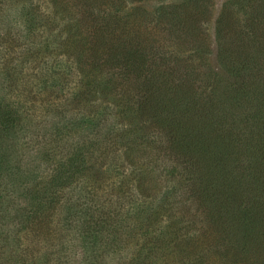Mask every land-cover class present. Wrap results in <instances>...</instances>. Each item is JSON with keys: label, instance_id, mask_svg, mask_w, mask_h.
Returning <instances> with one entry per match:
<instances>
[{"label": "rangeland", "instance_id": "rangeland-1", "mask_svg": "<svg viewBox=\"0 0 264 264\" xmlns=\"http://www.w3.org/2000/svg\"><path fill=\"white\" fill-rule=\"evenodd\" d=\"M162 2L164 21L142 17L151 11L159 18L154 12ZM261 2L132 0L116 14L130 17L127 26L140 35L148 32L155 62L200 85L199 95L215 76L210 65H221L217 22L244 29ZM38 4L44 1L0 0V264H223L210 252L215 244L197 236L186 204L191 198L167 173L168 153L125 125L113 95L125 87L127 69H114L112 89L100 73L99 86L86 89L81 77L91 85L99 78L80 74L61 25L36 16ZM178 11L193 14L195 34L180 31ZM6 113L9 130L2 126ZM87 206L117 229L98 220L95 240L82 225Z\"/></svg>", "mask_w": 264, "mask_h": 264}, {"label": "trees", "instance_id": "trees-1", "mask_svg": "<svg viewBox=\"0 0 264 264\" xmlns=\"http://www.w3.org/2000/svg\"><path fill=\"white\" fill-rule=\"evenodd\" d=\"M43 1L44 5L34 7L36 16L46 23L54 17L69 44L66 52L78 60L80 74L92 71V77L99 78L91 85L81 77L86 89L99 86V73L103 84L112 82V89L118 71L127 69V79L121 82L125 87L113 95L121 104L124 123L130 132L144 131L143 138L151 142L146 143L155 140L168 153L167 173L171 178L176 175L173 180L191 198L186 203L188 214L193 223L198 222V238L215 244L211 254L223 264L228 262L225 259L234 264H264V4H258L244 29L217 22L215 57L221 65H210L215 76L198 95L200 85L186 76L174 77L166 66L155 62L144 40L148 32L140 35L135 25L127 26L130 17H118L120 8L132 0ZM166 3L154 12L159 18L151 11L141 13L142 17L164 21ZM252 11L250 6L248 13ZM179 15L178 11L181 20L177 21L184 25L180 31L195 34L193 14ZM220 23L224 26L218 27ZM105 66L110 70L102 73ZM6 120L2 126L9 130L12 116L6 113ZM153 131H157L155 137ZM95 208L87 206L82 225L96 240L98 220L110 230L116 224L105 215H94ZM178 233L183 234L180 229ZM199 256L207 258L206 253Z\"/></svg>", "mask_w": 264, "mask_h": 264}]
</instances>
